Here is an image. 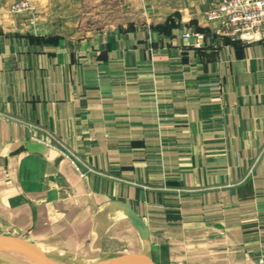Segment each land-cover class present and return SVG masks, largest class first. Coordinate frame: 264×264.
I'll return each instance as SVG.
<instances>
[{"label":"crops","instance_id":"crops-1","mask_svg":"<svg viewBox=\"0 0 264 264\" xmlns=\"http://www.w3.org/2000/svg\"><path fill=\"white\" fill-rule=\"evenodd\" d=\"M126 2L127 24L48 39L0 0V237L78 262L264 264V37L220 33L215 0Z\"/></svg>","mask_w":264,"mask_h":264},{"label":"rangeland","instance_id":"rangeland-1","mask_svg":"<svg viewBox=\"0 0 264 264\" xmlns=\"http://www.w3.org/2000/svg\"><path fill=\"white\" fill-rule=\"evenodd\" d=\"M17 30L32 35H73L85 37L127 24L136 17V2L126 0H1ZM135 5V6H134ZM65 264H92L100 260H65ZM106 260V259H105ZM0 264H21L0 252Z\"/></svg>","mask_w":264,"mask_h":264},{"label":"water","instance_id":"water-1","mask_svg":"<svg viewBox=\"0 0 264 264\" xmlns=\"http://www.w3.org/2000/svg\"><path fill=\"white\" fill-rule=\"evenodd\" d=\"M29 151L49 154L51 148L43 143L31 141L22 143ZM122 209L132 225L144 237L149 238V229L146 222L127 203L116 202ZM0 252L8 253L21 264H65L62 258L46 251L41 245L27 238L0 237ZM71 264V263H69ZM73 264V263H72ZM92 264H157L144 256H120Z\"/></svg>","mask_w":264,"mask_h":264},{"label":"built area","instance_id":"built-area-1","mask_svg":"<svg viewBox=\"0 0 264 264\" xmlns=\"http://www.w3.org/2000/svg\"><path fill=\"white\" fill-rule=\"evenodd\" d=\"M207 19L219 24L220 33L235 39L264 37V0H215Z\"/></svg>","mask_w":264,"mask_h":264},{"label":"trees","instance_id":"trees-1","mask_svg":"<svg viewBox=\"0 0 264 264\" xmlns=\"http://www.w3.org/2000/svg\"><path fill=\"white\" fill-rule=\"evenodd\" d=\"M54 38H56V37H54V36H49L48 37V39H54Z\"/></svg>","mask_w":264,"mask_h":264},{"label":"bare ground","instance_id":"bare-ground-1","mask_svg":"<svg viewBox=\"0 0 264 264\" xmlns=\"http://www.w3.org/2000/svg\"><path fill=\"white\" fill-rule=\"evenodd\" d=\"M94 226V225H93ZM89 234V233H88ZM133 251V250H132ZM81 260V259H80Z\"/></svg>","mask_w":264,"mask_h":264}]
</instances>
